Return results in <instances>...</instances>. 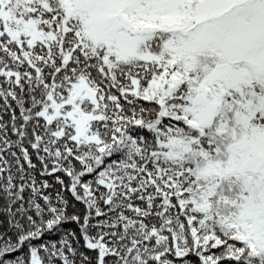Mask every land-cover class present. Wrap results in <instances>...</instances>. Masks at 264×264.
I'll list each match as a JSON object with an SVG mask.
<instances>
[{
    "label": "snow or ice",
    "instance_id": "6c2138e0",
    "mask_svg": "<svg viewBox=\"0 0 264 264\" xmlns=\"http://www.w3.org/2000/svg\"><path fill=\"white\" fill-rule=\"evenodd\" d=\"M0 264H264V0H0Z\"/></svg>",
    "mask_w": 264,
    "mask_h": 264
}]
</instances>
